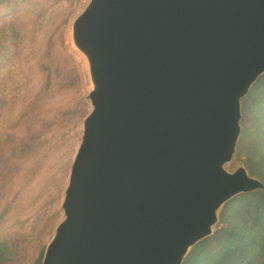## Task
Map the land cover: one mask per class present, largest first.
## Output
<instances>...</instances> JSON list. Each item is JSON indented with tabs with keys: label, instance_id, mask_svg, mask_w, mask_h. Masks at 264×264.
Listing matches in <instances>:
<instances>
[{
	"label": "water",
	"instance_id": "1",
	"mask_svg": "<svg viewBox=\"0 0 264 264\" xmlns=\"http://www.w3.org/2000/svg\"><path fill=\"white\" fill-rule=\"evenodd\" d=\"M91 111L42 264H185L235 199L264 0H87L69 29Z\"/></svg>",
	"mask_w": 264,
	"mask_h": 264
},
{
	"label": "trees",
	"instance_id": "2",
	"mask_svg": "<svg viewBox=\"0 0 264 264\" xmlns=\"http://www.w3.org/2000/svg\"><path fill=\"white\" fill-rule=\"evenodd\" d=\"M83 1L0 0V128L10 118L9 105L12 98V86L3 73L7 68L22 63L31 50L28 24L34 21L26 23L21 13L29 6L33 18V13L41 11L49 2L53 5L70 2L72 6H77ZM75 11L73 8L71 14ZM70 18L67 17L60 25L62 35L66 34L71 24ZM32 26L34 28V24ZM35 65L40 76V92L30 108L21 112L19 119L13 120V124L5 127L6 131L0 134V202L6 200L5 209L0 213V226L9 221L14 204L20 201L22 206L26 202L30 189H26L24 196L21 191L11 195L8 189L15 184L16 177L20 176L22 170L19 167L22 162L34 153L46 134L40 125H28L26 119L37 113L51 96L66 90L76 92L80 88L77 86L81 84V80L75 76L63 77L60 67L48 64L41 57L35 61ZM83 114L84 106L80 104L76 110L63 113L62 117L77 120ZM241 124L242 137L233 167H244L252 178L264 185V77L243 101ZM238 199L223 209L216 235L200 244L185 264H264V192L243 195ZM58 218L59 215L55 213L50 221L30 231H3L0 237V264H42Z\"/></svg>",
	"mask_w": 264,
	"mask_h": 264
},
{
	"label": "rangeland",
	"instance_id": "3",
	"mask_svg": "<svg viewBox=\"0 0 264 264\" xmlns=\"http://www.w3.org/2000/svg\"><path fill=\"white\" fill-rule=\"evenodd\" d=\"M86 1L84 0L77 6L75 4L72 6L70 2H64L61 5H55V3L53 5L52 2H49L41 11L33 13V18L30 16L29 6H26L27 8L21 13L26 23L34 21V28L33 24H28L30 28L28 43H30L31 50L29 56L22 63L7 68L3 73L12 86V98L9 105L10 118L3 122L0 134L6 131L5 127L13 124V120L19 119L21 112H26L30 108L36 95L40 92V76L35 65V61L40 57L48 64L60 67L63 77L75 76L81 80V84L77 86L80 88H77L76 92L66 90L51 96L38 109L37 113L26 119L28 125L31 123L40 125V129L46 131V134L34 153L22 162L19 167L22 170L20 176L16 177L15 184L8 189L11 195H14L16 191H21L23 195L27 188L30 189V193L29 196H26V202H23L22 206H20V201H16L17 203L13 205L9 221L0 226V237L6 230L12 233L16 229L30 231L33 228L41 227L50 221L55 213L59 215L58 220L55 221L56 225L62 220L60 208L70 168L80 143L79 127L90 113L91 108L87 100L89 86L85 66L69 42L71 24L65 35H62L60 25L69 16H71L70 23H72L83 9ZM73 8L76 11L71 14ZM43 43L47 45L44 46ZM80 104L84 106L85 113L81 118L76 120L62 117L63 113L76 110ZM55 123L53 128L47 129ZM232 170H234L233 166ZM238 200L237 198L230 202L225 209ZM5 201L0 202V213L5 209ZM48 239L49 237L45 243Z\"/></svg>",
	"mask_w": 264,
	"mask_h": 264
}]
</instances>
